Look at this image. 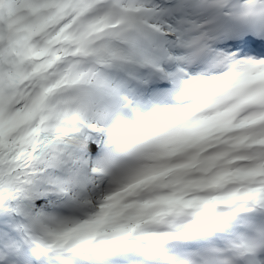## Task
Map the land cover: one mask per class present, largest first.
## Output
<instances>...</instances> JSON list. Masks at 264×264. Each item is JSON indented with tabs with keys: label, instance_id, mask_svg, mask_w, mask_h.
Here are the masks:
<instances>
[{
	"label": "snow or ice",
	"instance_id": "1",
	"mask_svg": "<svg viewBox=\"0 0 264 264\" xmlns=\"http://www.w3.org/2000/svg\"><path fill=\"white\" fill-rule=\"evenodd\" d=\"M0 264H264V0H0Z\"/></svg>",
	"mask_w": 264,
	"mask_h": 264
}]
</instances>
